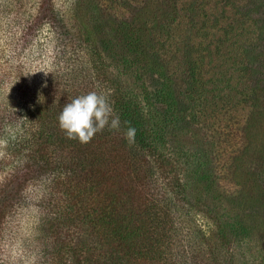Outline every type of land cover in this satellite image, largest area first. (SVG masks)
Returning a JSON list of instances; mask_svg holds the SVG:
<instances>
[{
    "label": "trees",
    "instance_id": "1",
    "mask_svg": "<svg viewBox=\"0 0 264 264\" xmlns=\"http://www.w3.org/2000/svg\"><path fill=\"white\" fill-rule=\"evenodd\" d=\"M105 1L81 34L55 0H0V264H264L240 252L213 150L238 143L225 118L264 103V0ZM91 91L110 93L121 126L82 144L58 117ZM33 210L36 244L13 263L11 225Z\"/></svg>",
    "mask_w": 264,
    "mask_h": 264
},
{
    "label": "rangeland",
    "instance_id": "2",
    "mask_svg": "<svg viewBox=\"0 0 264 264\" xmlns=\"http://www.w3.org/2000/svg\"><path fill=\"white\" fill-rule=\"evenodd\" d=\"M61 14L66 18L71 32H80L84 34L88 32L95 33L98 26L94 19L98 12L97 0H55ZM172 0H150L149 12L154 9H164L166 4H172ZM106 7H101V12H109L113 9L119 11L121 0H106ZM0 24V48H5L3 45L6 39L5 24ZM48 28H45L39 38L40 43L45 49H49L46 44V35ZM84 31V32H83ZM50 34V32H49ZM7 53V52H6ZM38 53L35 54V56ZM32 61V57H29ZM48 62L49 60H44ZM52 61V60H51ZM21 61H14L17 66ZM40 64L42 59H36L34 65ZM51 63V62H50ZM49 62L47 63V65ZM38 66L32 67L31 72L36 75L32 83H37V76L42 70H37ZM8 97L16 95L12 88H9ZM258 111V112H257ZM254 115L242 114L230 121L225 118L223 121L227 124L226 133L232 130L238 143L215 141L213 145L214 155L218 157L217 162L227 163V169L222 172V189L227 195L233 193V196L238 197L237 200L231 198L229 207L232 212H236L237 219L240 223L239 232L243 239L241 253L247 257L255 253V256L264 254V103L260 106ZM227 117V116H226ZM224 126V125H222ZM222 127L219 129L221 130ZM226 135V134H225ZM235 203V205H234ZM233 207H235L233 209ZM36 210L24 211V214L11 225V234L9 235L10 246H7V258L13 263L16 261L23 262L26 260L27 253H30L36 243L35 230L38 217ZM253 251V252H252Z\"/></svg>",
    "mask_w": 264,
    "mask_h": 264
},
{
    "label": "clouds",
    "instance_id": "3",
    "mask_svg": "<svg viewBox=\"0 0 264 264\" xmlns=\"http://www.w3.org/2000/svg\"><path fill=\"white\" fill-rule=\"evenodd\" d=\"M109 95L91 91L68 101L58 117L59 127L68 139L87 144L106 128L110 131L120 130V117L109 102ZM39 100L43 102L44 97L41 95ZM135 135L136 129L131 126L124 133L130 144L134 143Z\"/></svg>",
    "mask_w": 264,
    "mask_h": 264
}]
</instances>
